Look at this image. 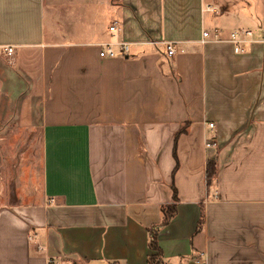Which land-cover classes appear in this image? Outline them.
<instances>
[{
  "label": "crops",
  "instance_id": "obj_1",
  "mask_svg": "<svg viewBox=\"0 0 264 264\" xmlns=\"http://www.w3.org/2000/svg\"><path fill=\"white\" fill-rule=\"evenodd\" d=\"M204 3L0 0V48L24 70L37 56L43 104L40 198L0 192V264H147L172 188L164 264H264V45L226 42L237 29L264 37V0H211L217 14ZM114 19L130 52L102 60ZM214 29L223 42L200 44Z\"/></svg>",
  "mask_w": 264,
  "mask_h": 264
},
{
  "label": "rangeland",
  "instance_id": "obj_2",
  "mask_svg": "<svg viewBox=\"0 0 264 264\" xmlns=\"http://www.w3.org/2000/svg\"><path fill=\"white\" fill-rule=\"evenodd\" d=\"M113 21L119 22L114 19L109 25ZM30 58L33 63L29 61L32 64L24 70L16 56H0V192L5 194L1 201L7 197L33 203L40 198L43 104L38 83L30 78L37 56Z\"/></svg>",
  "mask_w": 264,
  "mask_h": 264
},
{
  "label": "built area",
  "instance_id": "obj_3",
  "mask_svg": "<svg viewBox=\"0 0 264 264\" xmlns=\"http://www.w3.org/2000/svg\"><path fill=\"white\" fill-rule=\"evenodd\" d=\"M208 1V0H206ZM203 12L217 14L220 10L216 6H213L209 2H205L202 7ZM120 23L118 21H113L108 26V32L110 33L111 38H114V41L106 42L97 45L98 49V58L102 60H114V59H122L125 56L129 55L131 44L119 40ZM260 32V29H237L230 32L228 35V39L226 40L232 46V51L234 54H244L247 46H251L254 44H262L264 45V37L261 35H257V32ZM256 33V34H255ZM256 35L258 37H256ZM200 44L206 43H218L223 42L222 38L219 35V32L214 29L212 31L204 30L201 33ZM153 45H158L159 43H151ZM160 45H163L165 48V54L167 57H172L177 52V44L175 42H164ZM14 47L12 46H4L0 48V53L5 58H11L14 55ZM213 123H208V128H212ZM205 149H213L215 148V144L211 141L205 144Z\"/></svg>",
  "mask_w": 264,
  "mask_h": 264
},
{
  "label": "trees",
  "instance_id": "obj_4",
  "mask_svg": "<svg viewBox=\"0 0 264 264\" xmlns=\"http://www.w3.org/2000/svg\"><path fill=\"white\" fill-rule=\"evenodd\" d=\"M186 133V126L179 130L174 137V143L177 138ZM175 157V152H173ZM216 175V163L214 159H208L205 167V177L207 184H211ZM173 202L169 205L161 207V221L157 226H153L147 230L148 233V248L151 252L147 258V264H164L161 258V250L158 245L157 237L159 230L167 226L175 216V209L177 203V196L175 190L172 188Z\"/></svg>",
  "mask_w": 264,
  "mask_h": 264
}]
</instances>
